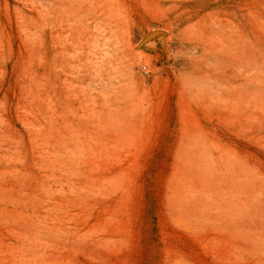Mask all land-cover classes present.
Masks as SVG:
<instances>
[{
    "label": "rangeland",
    "instance_id": "1",
    "mask_svg": "<svg viewBox=\"0 0 264 264\" xmlns=\"http://www.w3.org/2000/svg\"><path fill=\"white\" fill-rule=\"evenodd\" d=\"M0 264H264V0H0Z\"/></svg>",
    "mask_w": 264,
    "mask_h": 264
}]
</instances>
